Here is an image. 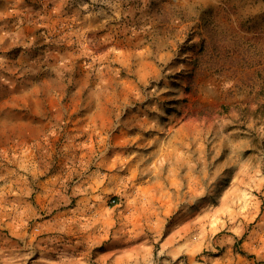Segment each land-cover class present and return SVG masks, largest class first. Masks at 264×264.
<instances>
[{"label":"rangeland","instance_id":"1","mask_svg":"<svg viewBox=\"0 0 264 264\" xmlns=\"http://www.w3.org/2000/svg\"><path fill=\"white\" fill-rule=\"evenodd\" d=\"M0 264H264V0H0Z\"/></svg>","mask_w":264,"mask_h":264}]
</instances>
